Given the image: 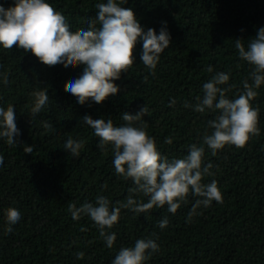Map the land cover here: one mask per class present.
I'll list each match as a JSON object with an SVG mask.
<instances>
[{"label":"trees","instance_id":"obj_1","mask_svg":"<svg viewBox=\"0 0 264 264\" xmlns=\"http://www.w3.org/2000/svg\"><path fill=\"white\" fill-rule=\"evenodd\" d=\"M12 3L0 0L6 8ZM50 3L66 15L73 31L86 30L98 11L97 0ZM123 6L131 7L145 28L158 32L167 21L172 39L154 74L140 60L138 41L134 64L116 81L118 93L102 102L80 104L68 91L83 65L54 67L15 44L0 47V106H15L21 129L14 145L0 139V264H111L120 248L142 237L160 245L145 264H264V84L250 101L259 108V134L250 135L242 147L226 144L215 155L204 145L203 163H212L213 175L202 182L217 181L221 203L199 206L190 220L188 213L198 198L191 192L175 213L167 205L139 214L122 209L108 229L117 234L111 248L90 217L72 218L69 204L94 203L97 195H104L118 206L132 186L131 179L115 172L111 148L97 147L100 138L82 116L111 117L121 124L123 112L134 114L147 104L151 115L143 119L158 148L169 158L186 155L191 144H203L205 131L211 132L207 121L214 113H198L184 102L195 104L203 83L217 71L230 74L222 85H233L226 94L238 95L243 80L251 82L253 66L239 57L235 41L241 38L247 46L264 26V0H128ZM35 91H48L51 97L38 117L31 113ZM69 136L85 141L79 157L63 148ZM169 138L171 143L166 142ZM27 145L35 146V154L24 150ZM137 199L147 201L143 195ZM10 206L24 213L14 234L6 231L5 209ZM164 217L169 223L161 229L157 222Z\"/></svg>","mask_w":264,"mask_h":264},{"label":"clouds","instance_id":"obj_2","mask_svg":"<svg viewBox=\"0 0 264 264\" xmlns=\"http://www.w3.org/2000/svg\"><path fill=\"white\" fill-rule=\"evenodd\" d=\"M127 2L97 0L95 18L82 31H73L69 19L50 0H13L7 8L0 4V47L11 49L15 44L16 48L31 52L42 63L54 67L66 64L72 69L83 65L82 72L72 81L68 91L80 104L89 99L96 103L102 102L110 94L118 93L120 86L116 81L121 78L122 72H128V68L134 64L136 57L133 49L138 41H142L140 60L153 74L160 54L171 43L167 21L161 22L158 32L153 27L145 28L134 10L123 6ZM235 47L239 57L253 66L249 74L251 82L245 78L239 94L229 97L226 93L233 85H222L229 81L230 74L217 71L203 83V94L195 97V104L184 102V107H190L198 113H214V118L207 121L211 132L205 131L203 144H191L186 155L169 158L158 148L155 137L148 134L143 119L146 113L151 115L147 104L134 114L123 112L124 123L121 124L114 123L111 117L82 116V122L90 126L100 138L97 147L101 151L111 148L115 172L132 181L128 195L124 201L118 202V206L104 195H97L94 203L86 201L79 206L69 204L73 219H79L82 215L92 219L107 247L111 248L116 240V232L108 229L118 221L122 209L139 214L154 206L161 208L167 205V211L175 213L191 192L198 198L188 213L190 220L199 206L207 208L213 201H223L216 180L202 182V177L213 175L210 171L212 163H203L204 145L215 155L226 144L242 147L250 135L259 134V108L253 107L250 101L258 95L256 89L264 84V26L258 29L247 46L241 38H237ZM207 71H213L211 65ZM3 82L7 83L6 76ZM32 95L34 103L31 113L38 117L50 104L51 97L48 91H35ZM175 103V98L169 101L171 106ZM14 109L12 104L0 106V139L8 145H14L16 136L21 134ZM166 142L172 141L169 138ZM84 144V140L69 136L63 148L73 157H79ZM24 150L29 154L36 152L33 145H27ZM3 163L4 156L0 154V165ZM138 195L147 197V201L137 199ZM5 220L6 231L14 234L16 227L23 223L24 213L10 206L5 209ZM157 223L163 229L169 220L164 217ZM159 247L156 239L138 238L132 246L120 248L111 264H145ZM77 256L82 257L83 253Z\"/></svg>","mask_w":264,"mask_h":264}]
</instances>
